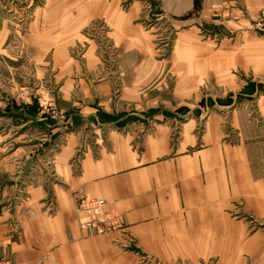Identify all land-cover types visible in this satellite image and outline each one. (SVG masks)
I'll return each instance as SVG.
<instances>
[{"label": "crops", "instance_id": "0c3cea01", "mask_svg": "<svg viewBox=\"0 0 264 264\" xmlns=\"http://www.w3.org/2000/svg\"><path fill=\"white\" fill-rule=\"evenodd\" d=\"M45 3L20 35L4 32L0 2V264H141L136 252L120 250L119 234L86 237L76 214L83 196L121 213L134 250L164 264H264V98L255 114L248 102L234 110L228 133L227 107L214 113L204 96L212 86L237 93L239 71L264 83V32H248L264 0H203L186 20L194 0ZM54 12L58 20L46 25L57 28L47 31ZM97 22L121 57L117 99L105 77L70 76L102 70L95 47L85 66L69 53V42L86 41L83 30ZM15 40L16 60L4 56ZM35 96L50 97L65 120L38 114ZM189 105L198 107L176 112ZM127 114L134 121L124 125ZM87 131L92 141L82 144Z\"/></svg>", "mask_w": 264, "mask_h": 264}, {"label": "rangeland", "instance_id": "374dc122", "mask_svg": "<svg viewBox=\"0 0 264 264\" xmlns=\"http://www.w3.org/2000/svg\"><path fill=\"white\" fill-rule=\"evenodd\" d=\"M54 1L57 2L58 0H54ZM0 2L3 4L4 12H5L4 13V18H5L4 32H8V33L18 32L20 35H23L27 33V31L29 30L28 27L30 26L34 18L38 17L39 12L41 8L43 7L42 5L45 2H49V0H0ZM45 5L46 3L44 4V6ZM63 6H65L64 3H63ZM237 7L238 8L236 9L238 10L239 8L242 9L240 6H237ZM49 8L54 9V7H49ZM146 10H149V7L148 9L146 8ZM195 16H198V12H195ZM53 20H58V14H56V12L49 14V16H47L45 20L44 27L46 26L47 31H55V29L57 28L56 24H52V27L46 25L49 22L52 23ZM165 23L167 24V21H164V24ZM103 26L104 25L102 23L97 22V23H94L88 26L85 30H83L82 32L83 35L87 36L88 38H85L86 41L84 42H79L80 45H78L77 41L69 42L70 44L74 45V47H72L69 50L71 58L72 59L74 58L83 66H85V64L87 63L86 57H87L88 52L89 51L91 52L92 47H95L96 50H98L95 52V60L97 61V64H98L97 66H99V69L102 67L103 71L101 70L97 74L93 72H86V74H84L83 72H81L78 74H71L70 76H72L74 80H79L81 78H84V76L85 78L92 79V80H94V78L103 80V78L105 77L107 78L108 81L112 82L114 89H116L114 98L117 99L120 96L119 95L120 89L122 87V83L120 81V75H119L121 57L119 55V51L114 46L113 42L107 37V31L105 30ZM148 26L149 25L146 24V28ZM34 32L37 33L38 30L36 29ZM248 32L253 35L257 34L256 36H258L259 34L260 35L263 34L264 32V8L260 10L259 16L257 17L255 21H253V27L251 29H248ZM77 39H79L78 36H77ZM162 39H165L166 41L168 40V38L166 37H163ZM12 45L14 46L9 48L10 53L5 54L4 56L6 57V55H8L16 60L15 56H20L17 49L18 48L21 49V41H17V40L12 41ZM164 48L167 49L166 47ZM168 54H169V50H163L161 53V57L165 59L167 58L166 56ZM19 59H21V57ZM18 61L19 62L14 61V63H18V66L20 65L25 76H27L28 78H31V77L33 78V74L28 71L26 67V63L23 60H18ZM2 63L8 64V66H10V63L7 61H4ZM3 70H9V69H3ZM51 72H56V68L54 71H52L51 69ZM236 75H237V78L243 79L244 81L243 87L238 89L236 91L237 93H234V94L227 93V95H224L226 94V91L222 89L223 87L212 86V85H215L213 80L211 81L210 86L208 87L210 88L212 86L210 90H208L207 88L204 89L205 97L210 94V97L208 96L206 97V99L210 98L211 105L216 106V108L214 109V113L217 112L220 107H223V106L227 107L226 111L222 114L224 118L223 123H227L223 125V128H225L224 130L228 133H230L229 116L232 114L234 110L241 109V107H243L245 103L248 102V104H250V106H248V109L250 107V109L252 110V112L250 113L255 114L256 113L255 110L256 109L259 110V108L261 107L259 99L261 97L264 98V83L260 82L259 80L261 78H257L256 81L253 82V81H250L249 79L250 76L247 77L243 71H239L238 73H236ZM261 76H264V74L259 75V77ZM8 77H9V73L6 74L7 79ZM257 88L259 89L258 97L251 99V97L255 95L256 93L255 89ZM35 102H36V111L38 112V114H41L42 117L51 118V119L54 118V120H57V121H54V123H57L60 118H63V119L65 118V117H62L63 115L61 116L58 115L57 107L54 106V104L50 100V97L35 96ZM201 103L204 104V101H202ZM195 107H198V105H192V106L189 105L188 108L180 106L179 108H177L176 112L182 115L187 114L188 112H190V110H193ZM212 112L213 110L209 111V113H212ZM128 115L129 114L121 116V117L126 116V120L124 121L125 124L123 123L124 125H127L129 124V122L134 121ZM112 117H113L112 121L115 122L117 118H119L120 116H116L115 114V115H112ZM259 117H260V113L259 115H254V119H255L254 121L261 124V121H260L261 117L260 118ZM178 123L182 124V122H178ZM135 125H137V123H135ZM149 126L150 125L145 126L146 129L149 128ZM201 127L202 125H199L197 127V130L200 131ZM138 129L141 131L140 128ZM68 133H71V132H68ZM231 136L232 135H230V138H228V140L232 139ZM177 138H178V134L174 133L173 141L175 142ZM84 140H86L87 143L92 141V137L89 135V132L84 133L82 135V139L80 140V142L82 144H86ZM83 153H84L83 150H80L79 152H77L75 159L78 156L80 158L83 157ZM75 159H74V162L77 161V159L76 160ZM75 168L76 170H78L77 167ZM38 170L39 169L36 168L33 174L39 175ZM50 172L53 173L54 169H51ZM48 173L49 172H47V174ZM46 203H47V209H49L51 213L56 212L55 202H52L50 199H48ZM106 204L107 202L105 200L101 198H97V197H91V196H83L77 201L76 214L77 216L79 215L80 229L84 232L86 237L95 238V237H101V236H108L112 234H119L123 237V241H122L123 243L117 242L122 252L129 251V250L132 252H136L137 256L140 258L141 264H164L159 258L155 257L151 253L144 254V253H139L138 251L134 250V247L135 249L137 247L136 246L137 243L129 236L128 226L125 222L123 215L116 210H107ZM175 264H190V263L177 262ZM201 264H204V263H201ZM206 264H215V261L209 260V261H206Z\"/></svg>", "mask_w": 264, "mask_h": 264}, {"label": "trees", "instance_id": "16d2710c", "mask_svg": "<svg viewBox=\"0 0 264 264\" xmlns=\"http://www.w3.org/2000/svg\"><path fill=\"white\" fill-rule=\"evenodd\" d=\"M201 10V0H194V9L187 16L181 18L182 20H186L191 17L195 12H199Z\"/></svg>", "mask_w": 264, "mask_h": 264}]
</instances>
